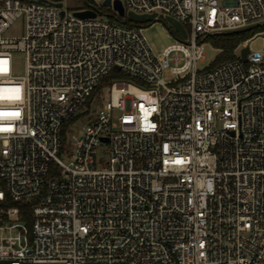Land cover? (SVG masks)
<instances>
[{
    "label": "built area",
    "instance_id": "1",
    "mask_svg": "<svg viewBox=\"0 0 264 264\" xmlns=\"http://www.w3.org/2000/svg\"><path fill=\"white\" fill-rule=\"evenodd\" d=\"M106 1L0 0V264H264V52L197 70L264 0ZM129 12L187 38L156 56Z\"/></svg>",
    "mask_w": 264,
    "mask_h": 264
},
{
    "label": "rangeland",
    "instance_id": "2",
    "mask_svg": "<svg viewBox=\"0 0 264 264\" xmlns=\"http://www.w3.org/2000/svg\"><path fill=\"white\" fill-rule=\"evenodd\" d=\"M30 2V0H27ZM65 10L69 12H75L80 10L85 4L84 0H61ZM104 14H114V10L104 9ZM143 35L145 36L148 45L152 49L153 53L158 56L164 52L169 46L177 43L178 37L175 32H171V28L166 24L164 19H159L151 23H146L142 25ZM24 25L22 21L17 22L8 32H6L7 37L19 38L23 36ZM264 33H258L252 36L254 39L250 44V49L252 52H264ZM206 58L204 62H198L197 70L203 72L212 68L216 58L220 54L210 42H206L205 46ZM14 73L16 76H24L25 74V56L23 53H16L14 55ZM115 80L122 79L121 74H116ZM125 79V78H124ZM162 79L166 84H173L176 80V76L171 73L170 68L165 70ZM129 80V79H127ZM106 92L103 93V96ZM102 98H100L101 100ZM94 107H97L93 105ZM98 108V107H97ZM87 120H76L72 121L67 125L66 137L68 135H75L77 138L83 136V127L86 125ZM62 159L67 162V157H62Z\"/></svg>",
    "mask_w": 264,
    "mask_h": 264
},
{
    "label": "trees",
    "instance_id": "3",
    "mask_svg": "<svg viewBox=\"0 0 264 264\" xmlns=\"http://www.w3.org/2000/svg\"><path fill=\"white\" fill-rule=\"evenodd\" d=\"M126 24L134 25L130 21H126ZM258 33H264V26L257 27L255 29H243L231 33L209 37L207 39V42H210L217 50L220 51V54L216 58L212 68L234 59L237 48ZM115 76L116 73L114 72L106 80H104L103 84L98 89V93L103 87L110 84Z\"/></svg>",
    "mask_w": 264,
    "mask_h": 264
},
{
    "label": "water",
    "instance_id": "4",
    "mask_svg": "<svg viewBox=\"0 0 264 264\" xmlns=\"http://www.w3.org/2000/svg\"><path fill=\"white\" fill-rule=\"evenodd\" d=\"M110 5H111L110 0H107L104 3L105 7H110ZM114 10L118 12L120 17H122V18L126 17L124 7H123V5H122V3L120 1H115L114 2ZM76 16L79 17V18H83V19L84 18H95L96 14L94 12H83V13H77ZM127 19L130 22H132V23L139 24V25H144L146 23L153 22L154 19H155V15H136V14H134L132 12H129L127 14ZM165 22L169 26V28H171L175 32L179 33L183 39L187 38V32H186V30L184 29V27L182 26L181 23H179L178 21H176V20H174L173 18H170V17L166 18ZM261 26H264V24H259V25H256V26H252V27L247 28V29H251V28L255 29V28L261 27ZM229 33H231V32H229ZM214 36H216V35H212L211 37H214ZM248 53H249V48H244L241 51V58H242L243 61H246Z\"/></svg>",
    "mask_w": 264,
    "mask_h": 264
}]
</instances>
